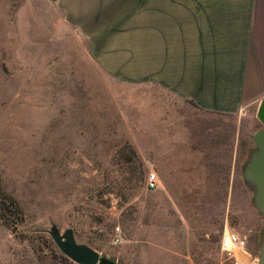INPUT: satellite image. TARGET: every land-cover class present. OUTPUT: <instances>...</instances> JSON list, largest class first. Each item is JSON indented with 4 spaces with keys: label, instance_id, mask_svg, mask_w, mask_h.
Masks as SVG:
<instances>
[{
    "label": "rangeland",
    "instance_id": "1",
    "mask_svg": "<svg viewBox=\"0 0 264 264\" xmlns=\"http://www.w3.org/2000/svg\"><path fill=\"white\" fill-rule=\"evenodd\" d=\"M185 1L0 0V185L22 211L0 264H79L51 226L113 264H232L225 231L257 256L261 123L185 97Z\"/></svg>",
    "mask_w": 264,
    "mask_h": 264
},
{
    "label": "crops",
    "instance_id": "2",
    "mask_svg": "<svg viewBox=\"0 0 264 264\" xmlns=\"http://www.w3.org/2000/svg\"><path fill=\"white\" fill-rule=\"evenodd\" d=\"M183 83L201 109L256 110L264 94V0L185 1ZM250 257L256 263L258 254Z\"/></svg>",
    "mask_w": 264,
    "mask_h": 264
},
{
    "label": "water",
    "instance_id": "3",
    "mask_svg": "<svg viewBox=\"0 0 264 264\" xmlns=\"http://www.w3.org/2000/svg\"><path fill=\"white\" fill-rule=\"evenodd\" d=\"M256 117L261 125L251 133L254 146L249 150L242 167V176L251 187V201L264 220V94L261 96ZM48 233L59 250L72 261L79 264H113V259L100 254L86 243L74 239L71 228L59 231L55 226ZM257 264H264V227L258 242Z\"/></svg>",
    "mask_w": 264,
    "mask_h": 264
},
{
    "label": "built area",
    "instance_id": "4",
    "mask_svg": "<svg viewBox=\"0 0 264 264\" xmlns=\"http://www.w3.org/2000/svg\"><path fill=\"white\" fill-rule=\"evenodd\" d=\"M157 177L153 171L146 175L145 185L149 188L156 186ZM219 248L232 264H249L251 257L246 247L245 239L236 232L225 231L220 234Z\"/></svg>",
    "mask_w": 264,
    "mask_h": 264
},
{
    "label": "trees",
    "instance_id": "5",
    "mask_svg": "<svg viewBox=\"0 0 264 264\" xmlns=\"http://www.w3.org/2000/svg\"><path fill=\"white\" fill-rule=\"evenodd\" d=\"M0 219L12 230L16 231L17 223L22 220L19 204L11 195L5 193L0 185Z\"/></svg>",
    "mask_w": 264,
    "mask_h": 264
}]
</instances>
